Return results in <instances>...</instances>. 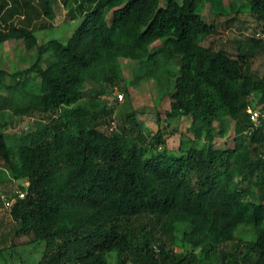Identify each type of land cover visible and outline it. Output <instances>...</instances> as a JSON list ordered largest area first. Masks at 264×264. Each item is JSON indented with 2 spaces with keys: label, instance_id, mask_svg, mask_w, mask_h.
Returning a JSON list of instances; mask_svg holds the SVG:
<instances>
[{
  "label": "trees",
  "instance_id": "16d2710c",
  "mask_svg": "<svg viewBox=\"0 0 264 264\" xmlns=\"http://www.w3.org/2000/svg\"><path fill=\"white\" fill-rule=\"evenodd\" d=\"M54 1L0 0V46L35 50L12 82L0 67V189L15 186L0 190V216L12 221L1 255L31 234L44 243L36 264H109L112 251L117 264H264V120L255 127L247 112L264 106V76L250 64L264 45V0H231L254 20L235 56L203 43L215 32L201 14L209 0H65L74 31L39 43ZM123 60L134 64L129 78ZM145 80L158 101L170 98L166 119L191 120L178 149L166 145L159 110L158 131L142 130L131 97ZM88 84L95 105L82 102ZM5 105L45 118L6 135ZM231 132L235 146L218 148Z\"/></svg>",
  "mask_w": 264,
  "mask_h": 264
},
{
  "label": "rangeland",
  "instance_id": "374dc122",
  "mask_svg": "<svg viewBox=\"0 0 264 264\" xmlns=\"http://www.w3.org/2000/svg\"><path fill=\"white\" fill-rule=\"evenodd\" d=\"M64 3L65 0H55L52 4L53 17L49 19L41 17L42 20L45 21V27H43V29H39V31L36 33L39 43H44L52 38H58L63 41H67L69 39V36L74 31L77 23L70 19L68 8L64 5ZM230 4L235 7V11H231V9L229 8ZM238 6L239 3L237 2L234 3L231 0H224V10H226L228 14L223 15L220 14V7H218V5H216L213 0H209L205 3L201 14L208 23L215 25L214 34H212L207 40L203 42L205 45L220 47L221 43L228 54L235 56L237 54L236 51L238 49V41L246 38L248 34H254L250 31V29H247L245 27L248 25L251 26V22L253 24L254 20L252 19V16L245 10L246 8ZM232 15L236 16L237 18H232ZM242 25L244 26L243 28ZM255 37L262 38V42L264 44V35L262 33V29L257 28V30L255 31ZM23 46L24 43H21L17 40L6 42L4 45L0 46V67L8 70L9 74L7 75V79L10 80V82H12L11 80H13L11 76L12 73H15V71L19 69H25L31 66V63L33 62V52L35 50H27L25 52L23 50ZM47 63L48 61L44 60L42 62V65L45 66L47 65ZM250 64L257 76H264V45H262L261 47H256L254 54L250 56ZM133 65L134 64L131 60L122 61V68L126 78L132 76ZM29 74H34V72L26 73L23 75V77H27ZM86 87L88 89V92L83 96L82 102L87 105L97 104L98 101H100V98H97L93 95V93L90 91L89 84ZM117 91L118 90H116V94ZM132 91V104L139 110L138 119L140 122H142V130L146 132L148 138L158 131L159 124L156 118V112L158 110L163 117L162 129L166 135L165 139L168 148L172 150L178 149L180 145V136L182 133H189L190 135H192L191 132H188V127L191 122L190 118L182 117L178 121H171L165 118V112L170 107V98L167 97L162 101L157 100V91L154 81L151 80L146 82L145 80L136 89L132 88ZM114 96L115 92L111 94V100H114ZM127 100V97L124 96V99L122 101L126 102ZM5 107L6 113L4 117L9 122L6 126H4L3 129L6 135L29 132L33 128V123L36 120V117L45 118L44 112L39 110H34L32 113L26 116L15 117L12 113V110L9 109V105H5ZM119 109L120 108L118 107L115 108V115L117 116L118 123H120ZM107 124L102 125V128L107 127ZM115 126L116 125H114V123L111 121L110 127L108 128L110 130L115 128ZM150 144L151 143H149L148 145ZM216 146L221 149H229L234 147L235 142L233 132H231L224 138H218L216 141ZM0 181H8V173L1 170V168ZM21 182L23 183V181ZM21 182L19 181L17 182V184L19 185ZM8 185L9 186L2 185V188L9 189L13 188L12 186H14L11 183H9ZM2 188L0 190H2ZM1 217L4 216H0V234L3 231H8L12 223L10 216L5 218ZM30 236L31 234H29V236L17 237L16 239L19 245L7 249V253L3 252L2 255L0 252V264H6L5 262L7 261L13 262V264H36L42 256L44 243H42L41 245L29 243L27 242V240L30 239ZM227 247L228 249L232 250L242 252L245 251V248L241 246V244L237 241L230 242ZM11 249H14V252H12ZM175 250L177 252H182L184 249L182 246L176 244ZM16 251L21 253V256H19ZM5 257L7 259L4 261ZM108 260L109 264H117L116 251H112L108 255Z\"/></svg>",
  "mask_w": 264,
  "mask_h": 264
},
{
  "label": "built area",
  "instance_id": "2783aa9c",
  "mask_svg": "<svg viewBox=\"0 0 264 264\" xmlns=\"http://www.w3.org/2000/svg\"><path fill=\"white\" fill-rule=\"evenodd\" d=\"M120 98H123V94H120ZM250 119L252 120L253 126H259L264 120V107L263 108H253L249 107L247 109ZM10 204V202H8Z\"/></svg>",
  "mask_w": 264,
  "mask_h": 264
},
{
  "label": "clouds",
  "instance_id": "9594fccd",
  "mask_svg": "<svg viewBox=\"0 0 264 264\" xmlns=\"http://www.w3.org/2000/svg\"><path fill=\"white\" fill-rule=\"evenodd\" d=\"M249 107H253V106H249ZM249 107H248V108H249ZM263 107H264V106H263ZM263 107H262V108H263ZM248 108H247V109H248ZM253 108H259V107H253ZM247 112H248V111H247Z\"/></svg>",
  "mask_w": 264,
  "mask_h": 264
}]
</instances>
